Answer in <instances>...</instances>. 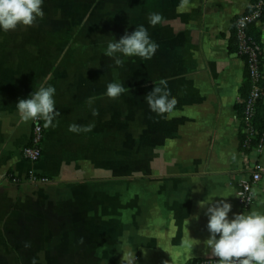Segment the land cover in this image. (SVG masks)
Listing matches in <instances>:
<instances>
[{
	"label": "crops",
	"instance_id": "obj_1",
	"mask_svg": "<svg viewBox=\"0 0 264 264\" xmlns=\"http://www.w3.org/2000/svg\"><path fill=\"white\" fill-rule=\"evenodd\" d=\"M250 2L64 0L56 14L44 0L34 25L0 29V264H122L129 250L136 264H185L214 258L201 201L230 203L229 219L264 212V171L250 207L237 196L244 61L229 38ZM153 12L163 16L154 27ZM140 25L157 51L149 60L117 53V66L108 43ZM161 79L178 101L171 115L146 101ZM110 82L129 91L110 98ZM42 85L55 87L59 115L48 127L42 119V154L30 163L20 149L32 120L16 104ZM258 161L264 168V146Z\"/></svg>",
	"mask_w": 264,
	"mask_h": 264
},
{
	"label": "clouds",
	"instance_id": "obj_2",
	"mask_svg": "<svg viewBox=\"0 0 264 264\" xmlns=\"http://www.w3.org/2000/svg\"><path fill=\"white\" fill-rule=\"evenodd\" d=\"M43 2L44 0H0V29L7 32L15 30L18 25L28 27L34 25L38 17L44 16ZM182 3L186 6L188 0H182ZM148 20L154 27L163 21V16L161 13L153 12L149 14ZM158 47L159 45L150 38L147 28L140 25L131 34L126 32L119 40L109 42L104 54L115 57V64L122 66L124 61L116 57L117 53L149 60ZM126 91L129 89L122 83L110 82L106 94L115 99ZM55 92V87L42 85L30 95V98L19 99L16 108L21 120L28 122L43 119L45 127L52 126L53 120L59 115L55 108ZM146 101L150 110L158 115L165 113L171 115L178 103L176 97L171 95L166 79H161L146 95ZM97 114L94 109L93 115ZM93 127L94 124L87 126L71 124L69 131L89 132ZM255 195L256 190H253L252 196ZM211 201H201L200 206L210 204L205 213L210 233L206 245L211 250V256L216 258L217 264H264V212L253 209L248 213L234 214V218L229 219L228 214L232 210V205L223 199L214 203ZM122 264H136L135 252L131 250L124 252Z\"/></svg>",
	"mask_w": 264,
	"mask_h": 264
},
{
	"label": "built area",
	"instance_id": "obj_3",
	"mask_svg": "<svg viewBox=\"0 0 264 264\" xmlns=\"http://www.w3.org/2000/svg\"><path fill=\"white\" fill-rule=\"evenodd\" d=\"M254 24L264 32V0H253L247 9L233 18L234 45L232 52L245 61L251 86L245 98L239 96L237 102L243 103L242 116H238L240 133L243 138L239 141V153L245 169V177L240 180L237 191L238 202L242 209L250 207L256 200L257 195L252 196L261 181L264 168L258 159L264 146V117L262 124H252V117L255 116L258 103L264 105V85L261 83L263 65V44L255 40L249 33L248 26ZM255 138V139H254ZM44 139V128L42 119L32 120L30 137L26 144L20 149V156L25 161L37 162L42 154V143ZM30 182H45L44 176L29 175ZM185 264H217L216 258H193Z\"/></svg>",
	"mask_w": 264,
	"mask_h": 264
},
{
	"label": "trees",
	"instance_id": "obj_4",
	"mask_svg": "<svg viewBox=\"0 0 264 264\" xmlns=\"http://www.w3.org/2000/svg\"><path fill=\"white\" fill-rule=\"evenodd\" d=\"M251 2L253 3V0H251ZM248 31L254 37L255 40L260 41V39L262 38V32L254 24H250L248 26ZM233 33H234V28H233V21H232L231 34H230V38H229V50H230V52H233L235 49V45H234L235 39H234ZM261 83L264 85V79L261 80ZM250 86H251V80H250L248 71L245 67V61H244V78H243V82L239 88V96L242 98H245L248 95ZM235 109L237 111V115L242 116L243 103L236 102L235 103ZM263 117H264V105L258 103L256 114H255V116L252 117V124H254V125L257 124L260 126V124H262ZM239 138H240V141L243 138L241 133H239Z\"/></svg>",
	"mask_w": 264,
	"mask_h": 264
},
{
	"label": "rangeland",
	"instance_id": "obj_5",
	"mask_svg": "<svg viewBox=\"0 0 264 264\" xmlns=\"http://www.w3.org/2000/svg\"><path fill=\"white\" fill-rule=\"evenodd\" d=\"M59 1L60 0H51V9H52L53 13L59 14V13L64 11V9H63V7H64L63 1L64 0H61L62 1L61 3H59ZM88 13H90V12H88Z\"/></svg>",
	"mask_w": 264,
	"mask_h": 264
}]
</instances>
